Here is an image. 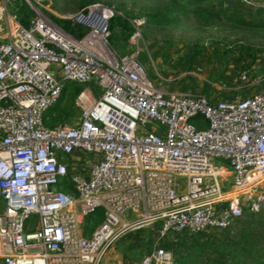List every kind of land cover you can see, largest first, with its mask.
Returning a JSON list of instances; mask_svg holds the SVG:
<instances>
[{"label": "built area", "instance_id": "2783aa9c", "mask_svg": "<svg viewBox=\"0 0 264 264\" xmlns=\"http://www.w3.org/2000/svg\"><path fill=\"white\" fill-rule=\"evenodd\" d=\"M10 1L0 0V264H101L128 231L158 224L160 239L195 235L264 212V90L215 102L167 93L137 60L147 54L137 22L134 52L121 56L107 6L63 18L82 28L77 38L39 9L43 0H22L33 13L23 28ZM67 83L102 93L82 91L77 123L48 129L42 116ZM65 178L74 194L56 189ZM100 208L104 221L84 237L83 219ZM173 259L156 247L139 264Z\"/></svg>", "mask_w": 264, "mask_h": 264}, {"label": "rangeland", "instance_id": "374dc122", "mask_svg": "<svg viewBox=\"0 0 264 264\" xmlns=\"http://www.w3.org/2000/svg\"><path fill=\"white\" fill-rule=\"evenodd\" d=\"M75 1L43 0L40 2L39 9L45 15L48 13L57 18H66L78 12L75 9ZM22 3V0H11L7 4L8 11H13L14 6L20 7ZM94 4L107 6L116 15L127 12L130 21L139 24L138 29L147 54L144 51L140 52L137 60L144 66L148 79L165 92L197 95L215 102L242 99L264 90V81L257 86L250 85L254 79H264V31L235 26L228 22L229 18L252 23L258 19H264V0L222 1L220 10L225 13L209 24L206 21L207 14L199 11L198 8H188L185 14L175 10L172 18H175L176 24L162 27L143 26L142 22L145 21V13L160 12L166 15V9L170 4L168 0H97ZM195 45L200 52L199 62L189 68L184 63L183 57L189 51L188 48ZM129 50L131 54L134 52V47H129ZM244 73L247 75V81L241 79ZM85 85L86 88L83 91L89 92L94 99L102 93V90L97 87ZM80 116L81 111L78 110V116L73 124L65 126L73 127ZM194 122L195 120L192 121L193 124ZM79 156L83 160L92 159L91 155L79 154ZM84 171L87 173V169ZM224 178L222 191L227 195L230 194L231 188L229 177L224 175ZM66 179H62L55 186L57 190H60L59 187ZM177 183L181 190L185 189V178H177ZM69 185L74 194L70 181ZM28 221H34V216H31ZM103 221V210L100 208L91 220L90 232ZM154 228L156 229L157 226ZM128 232L118 239L120 240L118 241L119 246L127 243L125 236L133 238L131 232ZM220 235L221 231L216 230H205L195 235H170L168 241L165 240L166 244L161 246L173 251V246L178 248L180 245V243H175L178 237L189 240L206 238L217 241ZM144 236L148 237L147 234ZM146 243L142 245L152 244L151 241ZM168 244L171 246L169 247ZM138 252L137 250L133 257L138 256Z\"/></svg>", "mask_w": 264, "mask_h": 264}, {"label": "trees", "instance_id": "16d2710c", "mask_svg": "<svg viewBox=\"0 0 264 264\" xmlns=\"http://www.w3.org/2000/svg\"><path fill=\"white\" fill-rule=\"evenodd\" d=\"M96 1L76 0L75 9L80 11L84 7L96 3ZM168 1L170 4L166 9V15L160 12L145 13V21L142 22V25L159 27L175 25L176 21L175 18H172V13L177 10L185 14L188 8H198L199 11L207 14L208 18L206 21L209 24L225 13L220 9L222 1L228 0ZM12 10L10 13L17 18L20 25L25 29H29V21L33 17V13L28 5L23 1L20 7L14 6ZM47 15L67 33L77 38L82 36V28L73 25L70 20L57 18L48 13ZM228 22L233 23L235 26L264 31V19H258L252 23L229 18ZM109 29L111 32L109 37L111 47L121 56L129 55L128 41L133 29L127 12L122 13V15H115L109 23ZM192 47L188 48L189 51L183 57L184 63L189 68L199 62L200 52L196 45ZM90 85L92 86L93 84ZM85 88L86 85L64 84L57 103L43 114V125L48 129L72 125L78 116L79 110L75 107V99ZM67 93L69 94L68 97ZM202 122L200 118H197L194 123L198 127ZM59 188L64 193H72L67 179L63 181ZM96 214L97 211L83 219L82 229L84 237H89L94 231L90 232L89 226ZM234 222L233 225L221 231L220 238L217 241L204 238L202 240H191L185 244L183 238L178 237V243L181 244L184 251L173 257V264H264V212L257 214L245 213L242 218Z\"/></svg>", "mask_w": 264, "mask_h": 264}, {"label": "crops", "instance_id": "0c3cea01", "mask_svg": "<svg viewBox=\"0 0 264 264\" xmlns=\"http://www.w3.org/2000/svg\"><path fill=\"white\" fill-rule=\"evenodd\" d=\"M153 225L157 226V228L155 229ZM153 225H149L151 227L146 226L147 227L146 229L144 228L145 227L144 226L142 227L143 229L140 228L137 230L130 231L131 234L133 235V238H128V236H125L127 238V241H126L127 243L125 242L126 243L125 245L122 243V245L119 246L120 242L118 241L120 240L117 239L114 243L115 244L118 243V244L117 245L113 244L111 246L109 251L106 253L105 257L103 258L101 264H139L143 256L151 252L154 248L162 247L161 245H165L166 244L165 240L169 239L170 235L166 236L163 239H160L158 236L159 225L158 224H153ZM126 234H123L121 237H123ZM144 234H147L148 237H145ZM148 241H151L152 244H149L148 246L142 245L143 243L147 244L146 242ZM189 241L191 240L186 239V238L184 239L185 244L188 243ZM175 243L178 244L177 238L175 239ZM180 245L178 248L176 246H173V251L168 250V249L167 250L171 252L173 257H176L181 251H184V248H182V246ZM168 246L170 247L171 245L168 244ZM137 250L139 251L138 256L133 257V254L136 253Z\"/></svg>", "mask_w": 264, "mask_h": 264}, {"label": "water", "instance_id": "95a60500", "mask_svg": "<svg viewBox=\"0 0 264 264\" xmlns=\"http://www.w3.org/2000/svg\"><path fill=\"white\" fill-rule=\"evenodd\" d=\"M182 196H184V194L182 193Z\"/></svg>", "mask_w": 264, "mask_h": 264}]
</instances>
